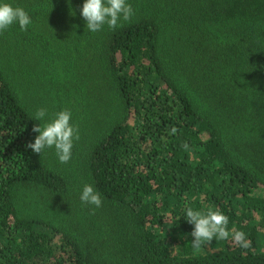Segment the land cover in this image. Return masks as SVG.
Instances as JSON below:
<instances>
[{
	"label": "trees",
	"instance_id": "obj_1",
	"mask_svg": "<svg viewBox=\"0 0 264 264\" xmlns=\"http://www.w3.org/2000/svg\"><path fill=\"white\" fill-rule=\"evenodd\" d=\"M0 264H264V0H0Z\"/></svg>",
	"mask_w": 264,
	"mask_h": 264
},
{
	"label": "rangeland",
	"instance_id": "obj_2",
	"mask_svg": "<svg viewBox=\"0 0 264 264\" xmlns=\"http://www.w3.org/2000/svg\"><path fill=\"white\" fill-rule=\"evenodd\" d=\"M166 228H167V230L169 231V230L171 229V224H170V223L167 224V225H166ZM177 244H178V242H177Z\"/></svg>",
	"mask_w": 264,
	"mask_h": 264
}]
</instances>
